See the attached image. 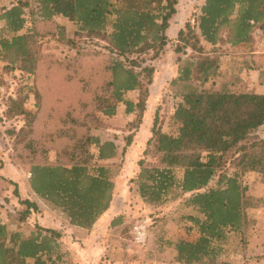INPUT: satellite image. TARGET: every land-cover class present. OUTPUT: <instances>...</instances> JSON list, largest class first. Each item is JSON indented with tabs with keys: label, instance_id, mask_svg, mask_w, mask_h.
<instances>
[{
	"label": "trees",
	"instance_id": "1",
	"mask_svg": "<svg viewBox=\"0 0 264 264\" xmlns=\"http://www.w3.org/2000/svg\"><path fill=\"white\" fill-rule=\"evenodd\" d=\"M35 3L37 9L20 0L0 13L4 71L18 69L33 78L32 85H21L15 97L4 99L3 120L24 122L19 131L10 132L15 137L11 161L31 174L30 189L49 211L64 215L73 227L92 230L112 205L116 163L134 139V134L128 136L119 153L115 141L102 142L95 133L108 131L105 118L116 116L121 103L133 117L128 131L140 130L156 73L147 63L157 60L168 44L178 0ZM58 18L76 27L75 36L105 41L108 53L79 51L58 60L54 50L76 46ZM257 28L264 31V0H205L197 26L188 24L178 34L182 45L176 51L192 53L170 84L173 97L181 99L174 116L179 132L166 134L155 121L132 181L147 206L188 195L185 204L196 212L187 218L197 229L195 240L171 242L158 235L157 253L164 261L169 256L172 264H215L231 238H237L244 253L257 232L258 222L249 211L264 209V197L248 196L243 179L254 172L264 184V138L255 136L264 127V94L245 75L258 73L257 82L263 84L264 56L251 49L231 52L248 46ZM203 42L210 46L208 52ZM223 45L228 59L219 52ZM136 91L137 102L126 100ZM31 97L35 105L29 110ZM177 170L183 171L181 180ZM123 223L120 216L111 226ZM61 238L59 231L38 225L9 231L0 220V264H68L70 254ZM147 257L153 260V254Z\"/></svg>",
	"mask_w": 264,
	"mask_h": 264
},
{
	"label": "rangeland",
	"instance_id": "2",
	"mask_svg": "<svg viewBox=\"0 0 264 264\" xmlns=\"http://www.w3.org/2000/svg\"><path fill=\"white\" fill-rule=\"evenodd\" d=\"M18 1L20 0H3L0 5V13L3 8L10 7ZM23 1L30 2L37 9L35 0ZM204 3L205 0H178L177 12L170 21L171 26L167 31L169 38L167 46L157 60H148L147 65L154 67L156 70L154 82L149 87L150 97L144 114V117L146 116V127L149 129H153L154 123L157 121L164 133L174 136L178 135L180 124L175 120L174 116L181 99L173 97L170 84L178 77L183 63L192 54L189 49L186 50V53L176 51L177 45H182L178 42V34L181 30H185L188 24L194 28L197 26V19ZM26 12L29 13V9H26ZM58 22L67 27L68 38L73 39L76 43L75 47L63 44L60 48L58 47L54 50L58 60L72 58L79 54V51L84 54L101 55L108 53L105 41L94 37H87V35L83 37L75 36L74 31L76 27L72 23L63 18H58ZM27 26L30 27V24H27ZM202 45L206 47L207 52L210 50V46L207 43L203 42ZM43 46L45 47L46 45L44 44ZM250 49L255 54L264 56V31L259 28L254 31L253 41L248 46L233 48L231 52L239 55L249 52ZM47 52L51 51L47 50ZM219 52L224 54L226 59L229 58L230 54L227 53V45H223ZM151 57L152 54L145 56L146 59H150ZM245 78L250 81L256 91L259 92L264 88H261V85L257 82L258 73L246 74ZM32 84L33 78L23 74L18 69L6 73L4 71V63L0 61V168L8 153L10 159L13 153L12 148L15 137L10 132L12 130L19 131L24 125L21 118H16V120H7L5 118L3 120L2 114L6 111V101L4 99L15 97L21 85ZM138 98V91L126 96V100L133 102H137ZM34 105L35 100L31 97L27 103V108L30 110ZM118 107L121 110L119 111L120 114L118 113L111 118H105L110 130H104L105 133L99 134H103L104 137L108 135L111 139L117 136L119 138L117 142L121 153L122 148L124 149L127 143L128 136L134 134V142L139 131H128L127 124L133 121V117L126 115L124 103L119 104ZM98 132L102 131L98 130ZM255 136L263 139L264 127L260 128L255 133ZM144 137L145 135L138 138H140V141L142 139V141L146 142ZM140 158H143V155ZM125 163L126 161L122 157L117 160L116 164L119 166V169H116L114 182L115 186L119 183L122 185L118 193L115 187L112 205L109 211L98 221L99 225L102 222L101 220L106 217L104 223H101L96 228L94 227L92 231L90 230L91 232L86 231L81 233L70 226L69 220L64 215H59V217H62L60 218L61 225L58 227V231L62 235L60 242L63 250L70 254V258H66L68 264H118L119 261H122V264H172L169 262V256L164 261L157 253L161 244L158 240V235L171 242L176 239L189 241L196 239L197 229L187 219L188 216L196 213L185 204L188 200V195H184L178 200L169 201L159 207L145 205L132 183L137 172L133 169L125 170L123 166ZM26 175L27 177L29 176L27 173ZM177 176L181 180L183 178V171L177 170ZM243 180L247 186L248 196L264 197V184L262 183L261 174L253 172L246 175ZM7 191L4 187L0 188V220L7 226L8 230L26 231L29 225H38L36 223L37 217L36 221L31 218L29 221L27 218L28 216L31 217V215H37L42 212L39 209H33V211H28L27 214L25 206L14 214V212L10 211V199L5 195ZM41 206L43 210L46 209L44 202L41 203ZM249 215L258 224L255 227L257 232L251 236L246 251L242 252L237 238H231L228 245L225 246L227 252L215 264H264V209L250 210ZM120 216L124 217V223L121 226L112 227L113 220ZM138 221H145L148 228L147 242L144 246L137 245L133 240V228ZM128 226L131 228L130 232H126L125 228ZM147 254L148 256L153 254V260L150 261ZM27 264H33V261L28 260Z\"/></svg>",
	"mask_w": 264,
	"mask_h": 264
},
{
	"label": "crops",
	"instance_id": "3",
	"mask_svg": "<svg viewBox=\"0 0 264 264\" xmlns=\"http://www.w3.org/2000/svg\"><path fill=\"white\" fill-rule=\"evenodd\" d=\"M251 73H254V72H250V74ZM259 85H261V88L264 87V83H263V85L262 84H259ZM256 92L258 94H264V88L261 89L259 92L258 91H256ZM151 98H152V96H151ZM119 111H121V110H119ZM151 132H152V129H149L148 127H146V116H145L143 124H142V126H141V128L137 134L135 141L133 142L131 147L127 148L124 157L121 155L123 160L126 161V163L123 164L125 170L133 169L134 171H136L138 173V171H139L138 162L141 159L140 157L143 155L144 151L146 150V146H147V143L150 139ZM99 133H105V132L102 131V132H98L95 134L97 137H99L102 140V142L109 140V141H115L116 144H118L117 140H114V138L111 139L110 137H108V135H107V137H104L103 134H99ZM143 135H145L144 138L146 139V142L142 141V139L140 141V138H138V137H143ZM146 136H147V138H146ZM143 144H145V145L143 146ZM119 153H120V149H119ZM134 167H135V169H134ZM121 182H122V180H121ZM121 185L122 184L119 183V184H117V186H115L117 193H118L119 189L121 188ZM1 187H4L8 190L5 195L7 196L8 199H10V203H9V206L11 209L10 211H12V212H14V214H16L18 211H20V209L22 207L24 208L26 205L23 204L22 201L34 203L35 205L38 206L39 211H41L42 213H39L37 215L34 214L33 216L31 215V217L28 216L27 219L30 221V218H31V219H34L36 221V217H37L36 223L38 225H40L44 228H47V229H54V230L58 231V229H59L58 227L61 225L60 218H62V217H59V214H57L53 211H49L47 209V207H46V209L43 210V208L41 206V203H43V202L40 199L36 198L30 189L29 177H27L25 171L21 167L16 166L12 163L11 159L9 158V153L7 155V158L3 160V164H1V168H0V188ZM15 190L17 191L18 194L15 193ZM13 191H14V193H13ZM26 209H27L26 210L27 214H28V211L29 212L33 211V208L29 209L27 206H26ZM101 221H102L101 223H104L106 221V217L103 218ZM101 223H99V225H98V222H97V224L94 227L96 228L97 226H100ZM71 227H73V226H71ZM73 228L77 229V231H79L81 233L86 232V231L87 232L92 231V230L91 231L90 230H82V229H79L76 227H73ZM118 264H122V263L118 262Z\"/></svg>",
	"mask_w": 264,
	"mask_h": 264
},
{
	"label": "built area",
	"instance_id": "4",
	"mask_svg": "<svg viewBox=\"0 0 264 264\" xmlns=\"http://www.w3.org/2000/svg\"><path fill=\"white\" fill-rule=\"evenodd\" d=\"M29 174L28 177H30ZM148 228L145 221H138L133 228V240L139 246H144L147 242Z\"/></svg>",
	"mask_w": 264,
	"mask_h": 264
}]
</instances>
